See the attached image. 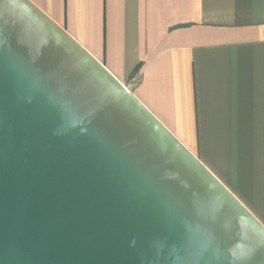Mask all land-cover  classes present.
I'll return each instance as SVG.
<instances>
[{"label": "water", "instance_id": "95a60500", "mask_svg": "<svg viewBox=\"0 0 264 264\" xmlns=\"http://www.w3.org/2000/svg\"><path fill=\"white\" fill-rule=\"evenodd\" d=\"M0 264H264V225L30 0H0Z\"/></svg>", "mask_w": 264, "mask_h": 264}, {"label": "crops", "instance_id": "0c3cea01", "mask_svg": "<svg viewBox=\"0 0 264 264\" xmlns=\"http://www.w3.org/2000/svg\"><path fill=\"white\" fill-rule=\"evenodd\" d=\"M264 225V0H30Z\"/></svg>", "mask_w": 264, "mask_h": 264}, {"label": "built area", "instance_id": "2783aa9c", "mask_svg": "<svg viewBox=\"0 0 264 264\" xmlns=\"http://www.w3.org/2000/svg\"><path fill=\"white\" fill-rule=\"evenodd\" d=\"M127 88V87H126ZM128 89V88H127ZM129 90V89H128ZM130 91V90H129Z\"/></svg>", "mask_w": 264, "mask_h": 264}]
</instances>
